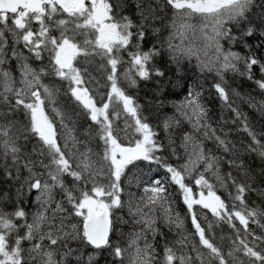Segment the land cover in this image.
I'll return each instance as SVG.
<instances>
[{
    "label": "snow or ice",
    "instance_id": "6c2138e0",
    "mask_svg": "<svg viewBox=\"0 0 264 264\" xmlns=\"http://www.w3.org/2000/svg\"><path fill=\"white\" fill-rule=\"evenodd\" d=\"M0 264H264V0H0Z\"/></svg>",
    "mask_w": 264,
    "mask_h": 264
},
{
    "label": "trees",
    "instance_id": "16d2710c",
    "mask_svg": "<svg viewBox=\"0 0 264 264\" xmlns=\"http://www.w3.org/2000/svg\"><path fill=\"white\" fill-rule=\"evenodd\" d=\"M212 79L213 78L211 76H208L207 77V81L204 83V96H205V101L207 102L208 100H212L214 103H216L218 105V101L215 100V97L212 96V95H210V93L213 91L212 88H211ZM229 82L232 83L231 80ZM239 84H241V81H240L239 78H237L235 80V83L232 84V86L235 87L236 85H239ZM254 87H255V85L252 84V82L247 81V82H244L243 85H242V88L241 89H238V90H241V91H249L250 92V91H252V89ZM139 95H140V97H143L144 93L143 92H140ZM253 95H256L257 96V99L260 98L258 96V94L255 93V92H253ZM65 100H66L65 97H63V96L60 97V102H61L62 105L64 104ZM140 102L142 103L143 100L141 99ZM245 111L249 112L250 117L253 115L251 113V111L248 110L247 108H245ZM217 112H218V107H217ZM256 126L259 127V122L258 121L256 122ZM218 194H220V193L218 192ZM177 211H179V207L178 206H177ZM226 232H227V229H225V233ZM158 251H159V249H158Z\"/></svg>",
    "mask_w": 264,
    "mask_h": 264
}]
</instances>
